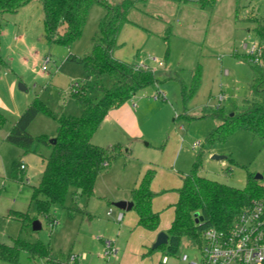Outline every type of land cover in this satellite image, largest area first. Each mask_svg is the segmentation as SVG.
<instances>
[{"label": "rangeland", "instance_id": "1", "mask_svg": "<svg viewBox=\"0 0 264 264\" xmlns=\"http://www.w3.org/2000/svg\"><path fill=\"white\" fill-rule=\"evenodd\" d=\"M107 1L116 4L121 0ZM135 3L115 55L137 63H151L149 58L154 56L161 64L152 65L156 81L112 107L92 137L94 143L108 150L118 144V154L99 174L94 195L88 198L71 188L64 206H52L47 217L39 212L31 197L32 187L43 175L44 157L50 154L51 147L40 145L37 151L26 152L8 142V131L2 128L1 243L14 246L20 240L41 241L53 252L80 255L79 260H68L67 264L201 263L202 243L191 238L182 241L177 253L152 249L153 243L139 245L137 250L134 237L128 241V231L120 230L121 209L115 199L121 194L132 195L143 169L155 168L152 183L155 207L161 215V226L167 228L171 226L183 176L192 171L196 162L202 176L235 187H244L249 174L263 175L264 182V140L246 129L236 130L224 141L208 140L219 122L218 108L229 113L235 107L242 108L252 97L249 54L260 42L254 19L264 21V0H216L204 6L200 0H135ZM105 12V6L94 5L81 36L71 46L47 41L41 0H32L17 14L0 22V49L8 61V67L0 72V104H4L0 110L7 116V124L12 127L19 117L15 111L23 112L39 98L52 114L40 112L29 131L52 139L57 133L58 116L81 114L73 96L75 83L85 85L89 97L99 95L96 78L88 77L84 65L68 56L72 52L83 57L91 51ZM47 56L51 62L43 70L41 62ZM198 67L201 78L193 91V76ZM159 91L166 94L167 100L154 99ZM134 102L137 108L133 107ZM197 141L202 145L193 149ZM15 163L22 180L13 177ZM18 213L28 215L21 217ZM35 221L42 225L40 229L33 228ZM52 221L56 224L52 225ZM108 239L121 242L122 258L119 254L105 256ZM184 254L189 257L187 262L181 259ZM164 256L169 259L167 263L162 261ZM0 264L13 263L0 259ZM18 264L55 263L43 257L32 259L28 250L21 249Z\"/></svg>", "mask_w": 264, "mask_h": 264}, {"label": "trees", "instance_id": "2", "mask_svg": "<svg viewBox=\"0 0 264 264\" xmlns=\"http://www.w3.org/2000/svg\"><path fill=\"white\" fill-rule=\"evenodd\" d=\"M32 0H0V22L7 15L16 14ZM44 7V36L49 43H66L71 46L82 34L94 5L106 7L105 14L99 20V32L93 38L90 52L78 57L70 52L68 58L84 65L88 77L96 78L99 95L91 98L86 94L85 85L73 93L81 108L80 115H61L57 117L56 141L50 142L47 135H34L29 127L40 112L52 114L47 105L35 98L20 114L6 140L28 151H37L40 145L51 147L44 157L45 169L37 185L32 187V200L36 201L40 213L47 217L52 206H64L68 191L73 188L88 198L94 195L99 174L118 154V144L112 150L96 144L92 137L107 117L112 107L119 106L125 100L156 81L152 69L136 68L135 64L118 58L115 51L123 26L130 22V11L135 0H121L110 4L107 0H41ZM204 6L214 4L216 0H200ZM254 30L260 38L258 55L249 54L252 69L250 83L251 99L242 107H235L229 113L218 108V124L209 134L211 142L226 140L238 129L251 131L255 137L264 140V21L254 19ZM8 67V61L0 49V72ZM200 67L193 76V91L201 78ZM108 80V81H107ZM109 82L108 84L106 83ZM183 92H186L185 89ZM8 118L0 110V131ZM22 168V167H21ZM196 162L190 173L183 176V184L178 189L179 197L174 204L175 217L167 233L169 242L161 245L170 253H177L186 238L201 240L202 233L211 226L228 228L238 215L253 207L256 201L264 198V182L249 174L246 185L235 187L199 173ZM156 170L149 167L132 190L133 209L138 214V224L149 230L159 228L160 213L153 208L154 192L151 184ZM13 177L22 180L19 165L13 166ZM28 213H18V216ZM73 214L70 213V216ZM202 218V219H200ZM21 249L29 251L30 257H43L47 262L67 264L69 255L53 252L41 241L20 240L10 246L0 242V259L13 264L19 262ZM153 249V248H152ZM158 249V248H157Z\"/></svg>", "mask_w": 264, "mask_h": 264}, {"label": "built area", "instance_id": "3", "mask_svg": "<svg viewBox=\"0 0 264 264\" xmlns=\"http://www.w3.org/2000/svg\"><path fill=\"white\" fill-rule=\"evenodd\" d=\"M259 52V45H254L250 51L254 55H258ZM150 58L152 61L161 64L157 57L151 56ZM50 62L51 57L43 58L41 68L47 70ZM135 66L136 68L152 69L145 61L139 62ZM80 86L79 83H75L73 92H77ZM153 97L156 100H167L166 94L161 91ZM133 106L137 107V103L134 102ZM201 145L202 142L197 141L192 145V148L198 149ZM104 165L108 166L109 162H105ZM21 167L24 168V164ZM119 219H122V213L119 215ZM51 224L54 225L56 222L52 221ZM200 242L202 243V262L193 261L189 264H264V198L256 201L253 207L241 212L228 228L211 226L205 229ZM117 253V247L112 240L108 239L104 252L105 256L109 257ZM79 257V254L71 253L69 260L71 262L77 261ZM188 258L186 254L181 257L184 262H187ZM162 261L167 263L169 259L164 256Z\"/></svg>", "mask_w": 264, "mask_h": 264}, {"label": "crops", "instance_id": "4", "mask_svg": "<svg viewBox=\"0 0 264 264\" xmlns=\"http://www.w3.org/2000/svg\"><path fill=\"white\" fill-rule=\"evenodd\" d=\"M28 5V4H27ZM26 6V5H25ZM24 6V7H25ZM23 8V7H22ZM17 14V13H16ZM12 15H15V14H11V15H7V18H9V16H12ZM17 39H16V41L17 42H19V40H20V36L19 37H16ZM71 51V50H70ZM116 56L118 57V58H121V59H123V60H127V59H124V58H122L121 56H118L117 55V53H116ZM149 60L151 61V63H148L150 66H151V68L153 69V66L152 65H160V63H158V62H154V61H152L151 60V58H149ZM127 61H129V60H127ZM129 62H132V63H134V64H137V62L136 61H129ZM156 67V66H155ZM155 70V69H154ZM0 103H2V102H0ZM4 104H0V107H2ZM134 107V106H133ZM137 107H138V104H137ZM137 107H134V108H137ZM15 113L17 114V117L18 116H20V114L22 113L21 112V110H16L15 111ZM15 123V122H14ZM7 124V123H6ZM14 124H12V126H13ZM4 128H6V129H4V130H6V131H8L7 132V134L9 133V131H10V129L12 128L10 125H9V123L7 124V125H5L4 126ZM93 141V140H92ZM108 166H110V164L108 165ZM149 167H146V168H144L143 169V172L141 173V176H140V178H138L136 181H135V185L137 186L138 185V183H139V181H140V179H141V177L143 176V174H144V172L148 169ZM152 183H153V181H152ZM152 184H151V188H152ZM181 187V186H180ZM179 187V188H180ZM179 197V196H178ZM120 200H127V201H131L132 200V195L129 193V194H121V195H119L116 199H115V201L117 202V201H120ZM177 200H178V198H177ZM177 200L175 201V203L177 202ZM153 208H154V210L155 211H157V212H159V209L158 208H156L155 207V201H154V199H153ZM175 208V207H174ZM122 213V223H121V227H120V230L122 231V230H127L128 231V234H129V239H128V241L130 240V238H131V236H133L134 237V240L136 241V249L137 250H140V247H139V245H146L147 243H154L155 241H156V238H157V235H158V233L160 232V231H168V229L170 228L169 226H167V228H163V226H161V224H160V226H159V228L158 229H156V230H149V229H146V228H144V227H142V226H140L139 224H138V214H137V212L135 211V209H130V210H122L121 209V212H120V214ZM160 213V212H159ZM119 214V215H120ZM161 216V215H160ZM174 217H175V213L173 212V217H172V220H171V224H172V221H173V219H174ZM169 227V228H168ZM162 229H165V230H162ZM112 241H113V243L115 244V246L117 247V249H118V253H117V255L119 254V255H121V256H119V257H121L122 258V254H123V248H121L120 247V244H121V242L120 241H118V243H116L115 242V240L114 239H111ZM149 245V244H148ZM72 252H70V254H71Z\"/></svg>", "mask_w": 264, "mask_h": 264}, {"label": "water", "instance_id": "5", "mask_svg": "<svg viewBox=\"0 0 264 264\" xmlns=\"http://www.w3.org/2000/svg\"><path fill=\"white\" fill-rule=\"evenodd\" d=\"M21 87L23 88V89H25V86L24 85H21ZM56 141V138L54 137V138H52V139H50V142L51 143H54ZM215 158H222V156H218V155H215L214 156ZM256 178L257 179H261V178H263V175H261V174H257L256 175ZM116 206L117 207H119L120 209H122V210H130V209H132L133 208V206H134V202L131 200V201H127V200H120V201H117L116 203ZM200 219H202V218H200ZM42 227V225L38 222V221H35L34 223H33V228L35 229V230H37V229H40ZM169 234L166 232V231H160L159 233H158V235H157V238H156V241L153 243V245H152V248L153 249H157V248H159L161 245H163V244H166V243H168L169 242Z\"/></svg>", "mask_w": 264, "mask_h": 264}]
</instances>
